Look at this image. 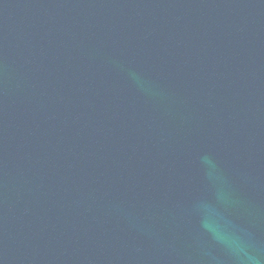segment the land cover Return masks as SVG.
<instances>
[{
  "label": "water",
  "instance_id": "water-1",
  "mask_svg": "<svg viewBox=\"0 0 264 264\" xmlns=\"http://www.w3.org/2000/svg\"><path fill=\"white\" fill-rule=\"evenodd\" d=\"M0 264H264V0H0Z\"/></svg>",
  "mask_w": 264,
  "mask_h": 264
}]
</instances>
